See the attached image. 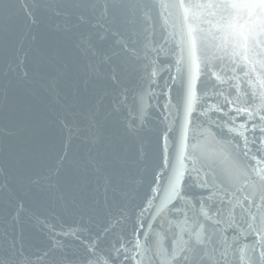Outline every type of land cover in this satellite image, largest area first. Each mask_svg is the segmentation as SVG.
Masks as SVG:
<instances>
[{"label": "snow or ice", "instance_id": "obj_1", "mask_svg": "<svg viewBox=\"0 0 264 264\" xmlns=\"http://www.w3.org/2000/svg\"><path fill=\"white\" fill-rule=\"evenodd\" d=\"M0 264H264V0H0Z\"/></svg>", "mask_w": 264, "mask_h": 264}, {"label": "water", "instance_id": "obj_2", "mask_svg": "<svg viewBox=\"0 0 264 264\" xmlns=\"http://www.w3.org/2000/svg\"><path fill=\"white\" fill-rule=\"evenodd\" d=\"M161 58H162V59L164 58L163 55H162ZM228 74L230 75L231 73H228ZM221 75H223V73H221ZM241 87H242V88H248V85H247V83L245 82V83H243V84L241 85ZM248 90L251 91L250 88H249Z\"/></svg>", "mask_w": 264, "mask_h": 264}]
</instances>
